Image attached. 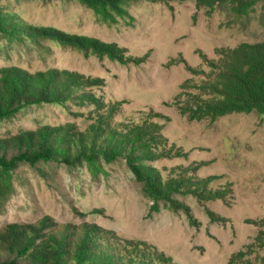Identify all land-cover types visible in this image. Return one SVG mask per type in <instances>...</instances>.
I'll list each match as a JSON object with an SVG mask.
<instances>
[{"label":"rangeland","instance_id":"1","mask_svg":"<svg viewBox=\"0 0 264 264\" xmlns=\"http://www.w3.org/2000/svg\"><path fill=\"white\" fill-rule=\"evenodd\" d=\"M128 10L130 17L106 24L76 0H0V11L26 24L116 44L121 56L0 35V68L77 73L98 102L26 107L0 121V138L43 125L83 132L101 116L114 133L134 132L149 145L146 164L161 184L179 189L171 192L174 207H155L123 157L102 160L105 173L98 175L85 161L21 163L9 189L0 170V228L49 216L59 225L99 229L102 248L117 251L124 264L257 260L258 253L245 252L264 218V115L197 117L194 110L209 97L203 86L220 49L264 42V1L247 15L225 6L209 13L196 0H141Z\"/></svg>","mask_w":264,"mask_h":264},{"label":"trees","instance_id":"2","mask_svg":"<svg viewBox=\"0 0 264 264\" xmlns=\"http://www.w3.org/2000/svg\"><path fill=\"white\" fill-rule=\"evenodd\" d=\"M76 1L92 9L101 22L113 24L130 17L129 3L141 0ZM261 1L264 0H196V6L206 7L209 13L218 6H225L237 15H247ZM0 35L9 39L23 40L25 37L37 42L47 39L86 54L91 51L99 56L121 57L116 44L70 35L53 27L26 24L11 12L0 11ZM218 53L219 59L210 65L213 76L203 86L209 97L197 102L194 110L197 117L253 111L264 115V42L242 43L234 48L220 49ZM83 79L77 73L55 69L31 73L18 66L0 68V121L9 120L33 105L70 102L96 107L98 102L86 88L89 81ZM94 120L83 132L72 126L43 125L0 138L2 188L9 189L11 172L21 163L72 165L85 161L98 175L105 173L102 160L112 163L123 157L137 179L144 183L147 195L155 200V207L159 201H167L174 207L171 192L179 189L174 184H161L157 180V174L146 164L150 155L142 154L148 151L149 145L139 142V134H117L110 129L108 119L101 120V116H96ZM256 226L257 235L246 247L245 255L258 253L257 260L242 264H264V218ZM100 235L99 229L83 231L59 225L49 216L36 223H8L0 228V264H124L117 251L102 248ZM242 257L243 254L238 255V258Z\"/></svg>","mask_w":264,"mask_h":264}]
</instances>
